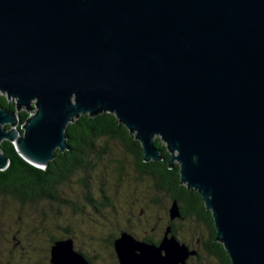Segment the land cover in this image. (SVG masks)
<instances>
[{"label": "water", "instance_id": "95a60500", "mask_svg": "<svg viewBox=\"0 0 264 264\" xmlns=\"http://www.w3.org/2000/svg\"><path fill=\"white\" fill-rule=\"evenodd\" d=\"M0 93L16 99L0 142L38 167L81 114L113 113L146 162L163 159L159 136L230 263L264 264V0H0ZM170 230L157 244L121 231L118 264H186L197 251ZM48 261L90 264L71 237Z\"/></svg>", "mask_w": 264, "mask_h": 264}, {"label": "trees", "instance_id": "16d2710c", "mask_svg": "<svg viewBox=\"0 0 264 264\" xmlns=\"http://www.w3.org/2000/svg\"><path fill=\"white\" fill-rule=\"evenodd\" d=\"M0 108L15 110L16 103L0 93ZM17 115V127L20 128L30 113L22 108L17 111ZM64 134L68 148L64 151L56 149L54 158L43 168L25 160L12 142H0L3 155L9 159L8 165L0 169V203L9 200L20 213L25 207H31V214L36 218L39 214L40 221L42 217H46L45 205L56 210L55 217L61 215L62 206L70 208L72 214L83 217L87 215L88 209L90 214L95 216L94 221L103 226L108 225V221L116 220L117 224L122 225L118 230L109 232L108 238L105 239V248L110 251L113 264H118L113 240L123 230L133 233L128 224L124 227V221H136V228L141 229H138L140 233L134 232V236L156 243L159 240L155 241V236H162L165 224L170 223L171 233L180 242L197 249V255L189 259L199 260L207 256L206 258L210 257L215 264H231L223 244L215 238L211 211L206 208L201 194L196 189L187 188L180 181L178 164L175 163L173 168L168 167L170 154L159 136L154 138V144L160 148L163 159L146 162L140 142L111 112L104 111L94 116L81 114L67 124ZM112 150L115 152L114 157L111 156ZM146 181L148 183L145 184ZM73 182L78 183L80 187L79 203L63 196V188L71 186ZM144 184L146 186L142 187ZM121 185L125 186L133 197V202L127 204L128 214L120 213L113 198V192L116 194L115 190ZM139 191L144 192L142 198ZM173 200H176L181 216L171 222L168 219V208ZM159 207H162V218H154L153 215L151 217L149 214L153 213V210L158 211ZM40 221L33 220L32 227L13 235L17 240H22L20 237L25 238L28 243L35 234L45 235L49 247L45 249L39 264H49L51 244L66 237L73 239L75 249L83 254L90 264H96V256L89 255V250L82 251L77 243L72 224L59 226L62 233L53 235L48 225ZM97 228L95 226V229ZM145 231L148 232L144 233ZM203 232L206 233L205 236L201 235ZM21 248L24 249L25 245L22 244ZM28 250L30 251L29 247ZM0 264L10 263L0 261ZM186 264L193 263L188 261Z\"/></svg>", "mask_w": 264, "mask_h": 264}, {"label": "rangeland", "instance_id": "374dc122", "mask_svg": "<svg viewBox=\"0 0 264 264\" xmlns=\"http://www.w3.org/2000/svg\"><path fill=\"white\" fill-rule=\"evenodd\" d=\"M112 146V144H111ZM115 146H113L114 149ZM111 156H115L114 150H112ZM127 165L129 162L127 161ZM128 170V168H127ZM126 179V177H123ZM123 179V180H124ZM148 181L145 182V184ZM143 185L142 187L146 186ZM119 185V184H118ZM115 188V187H114ZM79 184L73 182L71 186H66L63 188V196L65 199H73L76 202L79 201ZM143 189V188H142ZM116 194L113 192V198L115 199V205L120 213L127 212V204L133 202V197L129 195V190L125 188V186H120L115 190ZM139 195L141 198L143 196V191H139ZM46 217H42V221H40L41 216L38 214V218L31 214V207H25L23 212H18L9 200H4L3 203H0V261L4 263V261H8L10 264H39L42 262L41 258L44 257L45 249L49 247L47 244L46 237L43 233L35 234L30 242L28 240L25 241V238L20 237L22 240H17L14 237V234H17L19 231L25 232V229L33 226L32 221L41 223H45L48 225V229L52 232L53 235H59L61 229L59 226H68L72 224L74 226V234L76 236L77 243L81 246L83 250H89V255L96 256V264H113V258L110 255V251H108L106 247L105 239L108 238V233L114 230H118V228L122 224H117V221H108V225H102L100 222L94 221L95 216L91 215L89 210H86L87 215L85 217L72 214L70 208L66 209L64 207H60V216H56V210L49 208L47 205L44 206ZM162 207H159L158 211H154L149 215L154 216V218H160L162 216ZM159 214V215H158ZM161 215V216H160ZM54 218H53V217ZM162 218V217H161ZM112 219V218H111ZM109 220V219H108ZM136 221L131 223H127L124 221V227L129 225L132 229H130L134 235V232H138V229L135 225ZM120 223L121 219H120ZM43 225V224H42ZM95 226L98 228L95 229ZM145 231L144 233H147ZM143 233V232H142ZM188 234V233H187ZM186 234V235H187ZM201 235L205 236L206 233H201ZM94 238V239H91ZM186 238V237H185ZM189 240L188 238H186ZM10 241V243H9ZM25 245V248H21V245ZM192 244V243H190ZM28 247L30 251L28 250ZM47 254V252H46ZM48 255V254H47ZM207 257V256H206ZM203 257V259L194 260V258L189 259V262L193 264H215L212 262L211 258Z\"/></svg>", "mask_w": 264, "mask_h": 264}, {"label": "flooded vegetation", "instance_id": "af4514ba", "mask_svg": "<svg viewBox=\"0 0 264 264\" xmlns=\"http://www.w3.org/2000/svg\"><path fill=\"white\" fill-rule=\"evenodd\" d=\"M180 216H181V213H180ZM180 217H178V218H175V219H170L169 218V215H168V219L171 221V222H174L176 219H179ZM165 228H164V232H165V229L167 228V227H170V234L169 235H174L173 233H171V231H172V226L170 225V223H168V224H165V226H164ZM123 231H126V232H128V233H130L131 235H133L134 236V234L133 233H131V232H129L128 230H123ZM164 232H163V235H164ZM163 235L161 236V234H158V235H156L155 236V241L156 240H161V238L163 237ZM175 236V235H174ZM135 238H137L136 236H134ZM176 238V237H175ZM137 239H140V240H142L141 238H137ZM177 239V238H176ZM178 240V239H177ZM143 241H145V240H143ZM159 241L157 242V243H159ZM179 241V240H178ZM146 242H148V241H146ZM151 243H156V242H154V241H152ZM156 243V244H157ZM184 243V242H183ZM186 244V243H185ZM189 248H194L193 246H190V245H188V244H186ZM194 249H196V248H194ZM196 251H197V249H196ZM192 257V256H191ZM190 258V257H189ZM189 260V259H188ZM188 260L186 261V263L188 262Z\"/></svg>", "mask_w": 264, "mask_h": 264}, {"label": "bare ground", "instance_id": "6f19581e", "mask_svg": "<svg viewBox=\"0 0 264 264\" xmlns=\"http://www.w3.org/2000/svg\"><path fill=\"white\" fill-rule=\"evenodd\" d=\"M12 100L16 101V99L11 98Z\"/></svg>", "mask_w": 264, "mask_h": 264}]
</instances>
